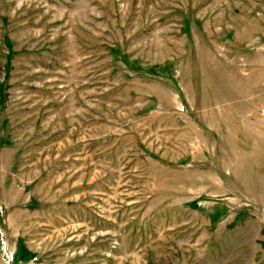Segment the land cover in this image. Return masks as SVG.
<instances>
[{"label":"rangeland","instance_id":"374dc122","mask_svg":"<svg viewBox=\"0 0 264 264\" xmlns=\"http://www.w3.org/2000/svg\"><path fill=\"white\" fill-rule=\"evenodd\" d=\"M0 264H264V0H0Z\"/></svg>","mask_w":264,"mask_h":264}]
</instances>
